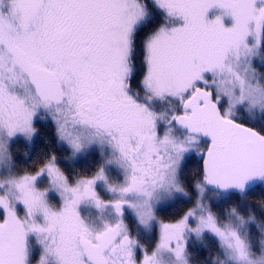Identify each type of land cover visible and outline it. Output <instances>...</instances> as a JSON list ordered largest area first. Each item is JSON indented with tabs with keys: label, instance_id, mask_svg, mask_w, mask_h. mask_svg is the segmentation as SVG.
<instances>
[{
	"label": "snow or ice",
	"instance_id": "1",
	"mask_svg": "<svg viewBox=\"0 0 264 264\" xmlns=\"http://www.w3.org/2000/svg\"><path fill=\"white\" fill-rule=\"evenodd\" d=\"M0 264H264V0H0Z\"/></svg>",
	"mask_w": 264,
	"mask_h": 264
},
{
	"label": "trees",
	"instance_id": "2",
	"mask_svg": "<svg viewBox=\"0 0 264 264\" xmlns=\"http://www.w3.org/2000/svg\"><path fill=\"white\" fill-rule=\"evenodd\" d=\"M19 147H20V150L22 152L27 150L24 144L19 145ZM43 147H44V145L40 144L39 147L36 148V152L39 153L43 149ZM254 195H256V194H254ZM160 215H161L162 219H170L171 218V210H168L166 212H161ZM204 255H206V253H204V252L200 253L201 257H203Z\"/></svg>",
	"mask_w": 264,
	"mask_h": 264
},
{
	"label": "flooded vegetation",
	"instance_id": "3",
	"mask_svg": "<svg viewBox=\"0 0 264 264\" xmlns=\"http://www.w3.org/2000/svg\"><path fill=\"white\" fill-rule=\"evenodd\" d=\"M164 220V219H163ZM169 219L165 220V222H167Z\"/></svg>",
	"mask_w": 264,
	"mask_h": 264
},
{
	"label": "rangeland",
	"instance_id": "4",
	"mask_svg": "<svg viewBox=\"0 0 264 264\" xmlns=\"http://www.w3.org/2000/svg\"><path fill=\"white\" fill-rule=\"evenodd\" d=\"M162 219V218H161ZM164 220H167V219H164Z\"/></svg>",
	"mask_w": 264,
	"mask_h": 264
}]
</instances>
